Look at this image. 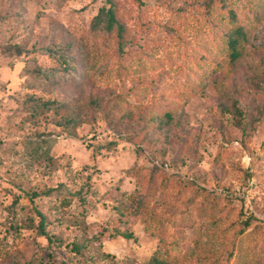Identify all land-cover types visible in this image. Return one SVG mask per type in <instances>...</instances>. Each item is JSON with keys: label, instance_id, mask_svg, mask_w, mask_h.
<instances>
[{"label": "rangeland", "instance_id": "1", "mask_svg": "<svg viewBox=\"0 0 264 264\" xmlns=\"http://www.w3.org/2000/svg\"><path fill=\"white\" fill-rule=\"evenodd\" d=\"M114 2L124 53L92 25L105 0H0V46L29 51L0 53V264H149L159 249L170 264H264V16L231 63L205 0ZM47 46H68L76 69L25 74L29 57L59 65ZM30 95L78 125L29 110ZM60 183L88 203L31 200ZM34 208L60 245L29 226Z\"/></svg>", "mask_w": 264, "mask_h": 264}, {"label": "trees", "instance_id": "2", "mask_svg": "<svg viewBox=\"0 0 264 264\" xmlns=\"http://www.w3.org/2000/svg\"><path fill=\"white\" fill-rule=\"evenodd\" d=\"M207 13L217 14L222 16L223 22L221 26L224 29L220 40V46L222 51L226 52L231 63L239 62L245 55L248 45L253 39V31L262 21L264 16V0H205ZM106 4L100 7L97 14L93 17L92 25L96 31H101L108 35H114L117 41L118 50L121 53L125 52V45L127 42V28L122 21L119 9L115 5L114 0H105ZM246 9V14L242 17L241 12ZM40 51L49 54L58 62V66H43L38 64L33 57L26 59V66L23 68L25 74L35 76L43 81H49L56 76L68 74L76 69L74 59L69 51L68 46H47L39 49ZM26 51L22 46L17 44H10L4 47L0 46V53L7 56L16 54L17 56L24 55ZM29 55V54H28ZM24 106H27L31 111H38L41 113L53 112L59 116L61 120L59 123L64 126H77L79 117L69 112V106L58 100L53 99H41L34 95L28 96L23 102ZM44 195L46 197H55L64 204L68 205L70 200L77 198L82 204L88 203L87 196L83 187L72 190L65 183H60L55 187L44 189L40 193H34L30 196L31 200L34 197ZM19 200L16 198L10 205V213L12 211V220H18L17 207ZM36 216L39 218L36 223L33 217L28 219L29 226L35 228L37 233L46 238L48 245L58 244L61 241L58 237L51 235L48 229V220L46 215L39 209L34 208ZM16 222V221H15ZM14 224V223H11ZM15 224L18 225L16 222ZM249 221H246V225ZM146 229L152 228L146 225ZM124 237H132L131 233H121ZM97 235L92 236L89 240H96ZM73 249L77 252H82L85 248L84 243H74ZM22 264H37L36 255H33L31 259L25 261ZM149 264H170L168 254L161 249L157 250L151 257Z\"/></svg>", "mask_w": 264, "mask_h": 264}]
</instances>
